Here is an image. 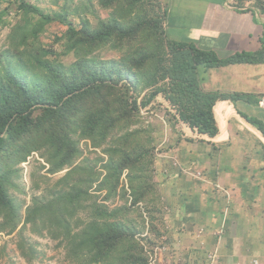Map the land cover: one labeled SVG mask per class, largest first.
<instances>
[{"label":"trees","instance_id":"obj_1","mask_svg":"<svg viewBox=\"0 0 264 264\" xmlns=\"http://www.w3.org/2000/svg\"><path fill=\"white\" fill-rule=\"evenodd\" d=\"M14 1L23 22L8 33L10 48L0 57V234L15 233L16 249L29 263L42 254L25 232L57 241L75 264H149L137 235L158 205H146L145 213L136 206L158 201L155 138L137 127L138 96L150 90L140 102L147 105L162 94L181 121L213 137V107L220 97L205 88L206 71L264 62V48L222 60L191 43L170 41L155 3L149 9L145 0H99L112 14L96 28L85 19L75 26L63 15ZM55 20L67 21L63 39L74 56L69 66L50 60L49 51L36 44ZM106 46L117 57H93ZM82 141L107 158L90 161ZM34 153L46 163L42 175L30 176L42 192L24 204L18 197L26 193L21 165ZM116 198L123 203L111 204ZM6 247L0 245V254Z\"/></svg>","mask_w":264,"mask_h":264},{"label":"crops","instance_id":"obj_2","mask_svg":"<svg viewBox=\"0 0 264 264\" xmlns=\"http://www.w3.org/2000/svg\"><path fill=\"white\" fill-rule=\"evenodd\" d=\"M224 3L168 0V39L191 43L222 60L259 52L264 48V0H238L236 8ZM204 86L220 97L213 107L217 134L196 138L183 123L184 137L174 134L171 140L176 165L173 157L162 158L157 170L162 178L158 191L162 188V198L178 215L166 235L171 258L209 264L215 253L216 264H264V62L208 68ZM154 100L167 103L162 94Z\"/></svg>","mask_w":264,"mask_h":264},{"label":"rangeland","instance_id":"obj_3","mask_svg":"<svg viewBox=\"0 0 264 264\" xmlns=\"http://www.w3.org/2000/svg\"><path fill=\"white\" fill-rule=\"evenodd\" d=\"M26 2L40 7L48 14L63 15L66 17L67 21H71L75 26L79 25L81 21L85 19L89 21L93 28H96L100 25V23L106 22L112 14V9L101 7L99 0H26ZM145 3L148 8L151 3H155L157 14L159 17H161V24L164 28L165 12L168 6V0H145ZM4 10L6 11V13L3 15V22H0V57L2 56V53L4 51L10 48V42L7 39L8 33H11L16 24L23 22L21 12L18 10L17 3L14 0H0V12H3ZM36 17L37 16L31 18V22L36 21ZM67 21L55 20L53 22L47 23L45 26V30L40 34L39 41H36V44H42L49 51L48 57L50 60L57 59L58 61L69 66L74 60V56L72 51L67 46L66 40L63 39V35H65L67 31ZM21 48H24V46H21ZM93 57L104 60L111 57H117V52H114V48L112 46H106L97 51L93 55ZM149 93L150 90H143L138 96V105L140 108H145L146 106H148V104L141 105L140 102L145 97V95ZM166 101L170 103L167 99ZM152 110H154V112H151ZM144 111V113H141L140 111V114L138 115L140 123L137 127H142L144 129L152 131L153 133L152 135L155 138V169L153 173L154 182L161 183L162 178H160L159 171L157 172V170L161 167L159 166L162 162L161 159H170L171 157H173V155L171 154V140L174 134L177 136L179 135L180 137L182 136V134H184V122H180L176 119L174 114L167 109V104L165 102L155 105L153 109ZM156 113L158 115H156ZM162 115H169L168 123H164L160 119L159 116ZM188 131L189 135H195L194 133L190 134L191 132L189 129ZM81 148L84 151V156L88 157L92 162H94L95 159L99 156L107 158V156L102 152L101 149H93L90 146L89 142L82 141ZM172 159L174 161L173 165H176L177 161L175 157H173ZM41 164H46L44 159H42L39 154L34 153L28 158L27 162H24L21 165V167H23V183L26 187V193L19 194L18 197L24 200V204H28L30 202V198L34 193L39 194L42 192V188L36 189L32 187L30 178L32 174H36V176H39L44 173L45 169H42L40 167ZM97 165L99 166L100 163H98ZM64 172L65 170L52 177L56 179ZM40 185L42 186L43 183ZM159 189L161 190V192L158 191V201L155 204L139 203L136 206L140 211L145 213L144 209L146 208V205H150V208L158 205V210L155 211L154 214H152L153 217L151 222L148 221V219L146 220V228L141 234L137 235V238L142 247L144 243L148 248L151 249L150 251L152 252L155 247L166 243L168 248L167 252L165 253V259L168 261L167 257L170 256L169 258H171V255L169 252V242L166 238V235L168 234V232L170 234L171 231H173L175 221L174 219H177L178 215L170 208V204H167L165 202V199L162 198L164 195L162 194V188ZM116 203L122 204L123 202L119 198H116L115 201L111 202V204L113 205H115ZM134 216L135 214L133 215V217ZM145 216H147L148 218V214H146ZM138 223L141 224L142 222ZM14 234H0V245L3 243L7 244L5 253L0 254V264H75L72 259L66 257L65 250L63 249V247L58 246L57 241L52 240L48 237L40 238L30 234L29 232H25L26 235L33 237L34 241L39 243L38 249L42 254L41 259L29 263L26 259L22 258L17 251L15 246L16 237ZM145 253L147 255V252ZM177 258L178 257L171 259L173 260Z\"/></svg>","mask_w":264,"mask_h":264},{"label":"built area","instance_id":"obj_4","mask_svg":"<svg viewBox=\"0 0 264 264\" xmlns=\"http://www.w3.org/2000/svg\"><path fill=\"white\" fill-rule=\"evenodd\" d=\"M225 6H227L228 8H236L238 5V0H225ZM156 100H153L148 106H146L145 108H140L141 113H144L146 111H148L149 109H153V107L156 105ZM167 104V109L172 112L174 114V116L176 117V119L178 121L181 122V120L179 119V115L178 112L176 110V108L171 104V103H166ZM261 104L264 106V97L262 98ZM151 112H154V110H152ZM156 115H158L156 113ZM160 119L164 122V123H168L169 121V115H162L159 116ZM194 136L195 137H199L200 134L194 130ZM218 189L222 190V191H226L222 186H220L219 184L216 185ZM143 247H144V251L147 252L148 255V262L149 264H183L182 260L177 258V259H173V260H166L165 259V253L167 252V244L163 243V245H159L157 247H155V249L152 251H150L151 249L148 248L144 243H143ZM216 254L214 253L213 255L209 256V264H216Z\"/></svg>","mask_w":264,"mask_h":264},{"label":"clouds","instance_id":"obj_5","mask_svg":"<svg viewBox=\"0 0 264 264\" xmlns=\"http://www.w3.org/2000/svg\"><path fill=\"white\" fill-rule=\"evenodd\" d=\"M153 100H154V99H153ZM153 100H152V101H153ZM152 101H151V102H152ZM151 102H150V103H151ZM150 103H149V104H150ZM149 104H148V105H149ZM139 109H140V107H139ZM182 122H183V121H182ZM187 125H188V124H187ZM188 126H189V125H188ZM189 127H190V126H189ZM190 128H191V127H190ZM192 130H194V129H192ZM196 138H198V137H196Z\"/></svg>","mask_w":264,"mask_h":264}]
</instances>
